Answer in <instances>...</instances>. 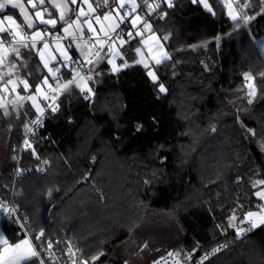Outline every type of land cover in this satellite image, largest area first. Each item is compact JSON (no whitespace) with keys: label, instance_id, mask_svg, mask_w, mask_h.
Wrapping results in <instances>:
<instances>
[{"label":"trees","instance_id":"obj_1","mask_svg":"<svg viewBox=\"0 0 264 264\" xmlns=\"http://www.w3.org/2000/svg\"><path fill=\"white\" fill-rule=\"evenodd\" d=\"M209 1L212 10L192 0L160 4L163 18L146 20L169 58L136 62L139 38L121 46L128 63L117 71L105 53L67 87L45 130L22 153L16 209L28 214L36 233L75 239L88 264H110L119 243L148 224L161 238L144 264L224 240L231 245L207 264H264V224L235 239L245 214L262 203L256 193L264 187L258 183L264 181V60L255 41L264 35V2L249 0L244 12L254 19L245 26L221 0ZM18 52L9 73L0 66V85L21 76L33 91L49 73L32 47ZM75 71L65 67L64 80ZM82 76L91 92L76 85ZM34 113L27 103L0 105L2 205L11 197L27 115ZM40 159L48 160L46 173L39 172ZM158 211L166 216L156 223L150 215ZM2 229L9 242L22 238L15 223Z\"/></svg>","mask_w":264,"mask_h":264},{"label":"built area","instance_id":"obj_2","mask_svg":"<svg viewBox=\"0 0 264 264\" xmlns=\"http://www.w3.org/2000/svg\"><path fill=\"white\" fill-rule=\"evenodd\" d=\"M237 16L240 17L242 22L247 26V23L243 19L245 17L244 9L249 4V0H230ZM176 0H172V5H174ZM165 3L164 0H146V4L144 0H138L137 5L135 7H129L130 14H136L139 16L141 20H146L148 14H152L154 18H160L163 16L161 11L157 10V5ZM241 5H245V7L241 8ZM128 26V20H124L121 25L112 33L104 36L106 40V45L104 47H97L90 55L77 59L73 55H68L69 59H65L64 63L59 62L56 69L59 68V72H56L55 78L63 82L64 84L67 82L64 80L63 70L65 65L75 67V78L79 75H82L87 72L89 67L100 57H102L106 53L107 45L118 38H122L126 34V28ZM24 33V32H23ZM60 33L55 31L54 37H59ZM0 40H3L4 45H10L12 43L17 42V38L13 34H7L0 37ZM256 41V39H255ZM28 44V40H26ZM29 45V44H28ZM259 48V47H258ZM1 50V47H0ZM261 55L264 60V51L259 48ZM99 52V55L96 53ZM91 63H88V61ZM122 64H127L128 60L123 55ZM72 61H79V63H72ZM83 65V66H81ZM8 86V84H7ZM9 87V86H8ZM10 89V87H9ZM67 88L62 87L60 83H54L52 86L45 87V95L42 98V111L39 113H34L32 115H27V129L21 139V142L17 148V153L14 155L13 159L15 161V170L13 175V186L11 191L10 200L3 205V210L0 211V230L4 225L15 223L17 226V232L22 235V238H27L32 241L35 249L40 252L39 258H32L33 264H40V261L43 260L44 264H88L86 258L84 257L81 249L79 248L75 239L65 234L56 235L50 238H47L43 235L40 241H36L35 237L40 235L41 233H36L33 227L30 225L28 214L19 212L14 203L13 199L15 197V183L16 180L21 175L20 163L22 160V153L25 149L32 148L35 142V138L39 131L45 130V122L50 118L53 109L57 110L58 102L62 95L64 94ZM6 93V91L4 92ZM55 110V111H56ZM38 120V123L36 121ZM48 160L40 159L38 164V169L40 173H46L47 171ZM258 209L264 211V202H262ZM14 210V211H13ZM255 224L253 218H249L247 220L243 219V222L237 229L236 238L240 239L250 232H252L255 228L260 225H256V227H252V224ZM264 224V220L262 221ZM261 224V225H262ZM239 232V235H238ZM27 233V236H25ZM49 242L52 243L53 247L48 248ZM225 247H221V246ZM231 245L229 241H221L206 250L197 251L196 249H191L186 251L184 254L179 255L172 252H164L157 257L151 259L147 262V264H207L208 261L220 253L222 250ZM220 249L219 251L213 253L214 249ZM211 253V255H209Z\"/></svg>","mask_w":264,"mask_h":264},{"label":"crops","instance_id":"obj_3","mask_svg":"<svg viewBox=\"0 0 264 264\" xmlns=\"http://www.w3.org/2000/svg\"><path fill=\"white\" fill-rule=\"evenodd\" d=\"M33 2L36 4L35 8L29 4L28 0H16L15 7L12 5H6L5 9L0 10V24L3 22L2 19H4L8 14L16 16L20 21V25L17 30L18 35L5 29L6 31L4 33H0V37L7 34H13L17 40H19L21 36H23L25 40L29 41V46L34 49L40 59L41 53L45 49L44 43L46 42L48 44V48L51 50L53 49L55 53L54 62H57V64L53 63L54 72H56L58 63H64L65 57L69 54L73 55L77 59H82L90 55L97 47H104L106 45L104 36L112 33L113 29L116 30L117 24H119V26L121 25V16L124 17V20H128L126 34L122 37L125 40L124 43L130 42V40H133L134 38H139L140 45L137 48L143 47L152 63H156L157 60L163 61L169 58L167 49L157 32L152 29L150 21L141 20L138 15L129 13L128 8L135 7L138 0H135V5H133L130 0H127L123 8H119L118 3H114L113 0H108V4L106 6L103 5V0H88V3H82V0H77V5H71L69 2L67 4V8H72L74 11L66 17L67 23L58 20L59 13L61 11H66L65 0H44L43 5H40L38 0H33ZM80 4L83 5L84 12V15L80 16L81 28L80 24H74L73 27L69 29V33H71V35H69V33H65L63 29L66 28L68 24H72L77 16V13H79L78 8ZM89 5H91V7H89ZM93 9H95V11H93ZM114 9H118V11H113ZM36 12H41L46 20L56 19L58 21L56 26L53 27L52 25L39 23V20L35 15ZM105 13H110L108 19L104 18ZM25 16L29 17L34 22L35 26L33 28L28 29L25 26ZM97 17H99V22H97ZM137 17L139 18L138 20ZM85 21L88 23H85ZM88 24H91L92 30H89ZM133 24L135 26H133ZM145 25H148L149 27H146ZM0 28L4 29V26L1 25ZM36 31H39L43 35V40H37L35 42V46H32V34ZM55 31L60 33L59 37H54ZM129 33H131V37L129 36ZM137 33H141V35H137ZM258 38H260L261 44L258 43ZM258 38L256 39L257 45L264 51V35ZM121 43L124 44L123 40ZM113 45L115 50L122 51L121 45L119 47L117 41L115 43L114 41H111L107 45L106 55H110L112 53ZM4 47L10 51L6 62L4 63L6 67L4 72L9 73L11 67L8 66V62L10 56L15 53L13 48L19 49L21 45L15 42L10 45L2 46L1 50ZM137 48L135 50H137ZM123 55L124 53L122 51L121 56L118 59L119 62ZM107 58L109 59V56ZM122 66H124V64H122ZM11 79L13 80L15 78H8V80ZM52 82L54 83V81ZM23 239L24 238L15 242H9V244H15ZM3 249H7V251L3 252L2 264H16V257L19 255H26L29 251L28 246L26 245L22 246L19 251L10 249L7 245H3ZM22 263L23 262H21V264Z\"/></svg>","mask_w":264,"mask_h":264},{"label":"rangeland","instance_id":"obj_4","mask_svg":"<svg viewBox=\"0 0 264 264\" xmlns=\"http://www.w3.org/2000/svg\"><path fill=\"white\" fill-rule=\"evenodd\" d=\"M221 1L224 4L227 14L229 16L231 15L237 16L230 0H221ZM202 5L204 8L212 10V5L209 0H207L208 7H205L204 4ZM78 9L79 11L80 9H83V5L80 4ZM7 16L13 17V20L9 21L4 18L2 19L3 22L2 24H0V26L3 25L4 29L9 30L12 33H15L16 35H18L17 30L20 25V21L18 20L16 16L12 14H8ZM75 20H77V16L74 19V21ZM80 22H81V19L79 17L77 24H80ZM80 28H81V24H80ZM122 40L124 43L125 40L123 38H118L114 40V43L117 41L120 47V45L121 46L123 45L121 43ZM258 43L261 44L260 38H258ZM112 48H113V51L109 55V61L111 62V68L112 70L119 69L122 67V64H120L118 60L121 56L122 51L115 50L114 45L112 46ZM138 49L139 51H137ZM137 50L136 51H137L138 57L136 59V62H140L145 65L152 63L149 60V57L146 54L143 47H139L137 48ZM9 52L10 51L6 47H4L2 48L1 53H0V66L3 72L5 71V68H6L4 63L7 60V56ZM41 59L49 75H45L43 79L35 86V89L33 91H28L29 87L26 88L25 83H24L25 81L27 82V80L21 76L19 77L18 80L16 79L18 77L15 76V79L8 80V82H3L0 85V105L5 106L6 104H11L12 106L16 108L19 105L27 103L35 110L36 113H39L42 111V107H43L42 98L45 95V87L49 85L52 86L54 83H60L62 86L65 84L56 78L53 80L54 83L51 80V78L55 77L54 75H52V73L54 72L53 63L55 59V53L53 49L51 50L48 47H46L44 51L41 53ZM5 73L6 72H4V74ZM150 73H152L155 76L154 71L150 70ZM153 75H150L152 79H153ZM45 78H47V83H44ZM7 84L11 89H9ZM76 85H78V87L82 90H86V91L90 90L89 92H91L89 80L85 76L78 78L76 81ZM247 85L250 87L251 85L250 80L247 81ZM19 86H22L24 90L20 91ZM37 86H39V91L37 90ZM5 91L6 93H4ZM11 93H14L13 96L11 97L8 96V94H11ZM0 149H4V143L2 141H0ZM257 192L264 193V187H261L260 189H258ZM260 198L262 199V202H264V196H261ZM251 212L256 213V215L251 217L254 219L255 224L261 225L262 221L264 220V211L257 209ZM165 216H166V213L158 211L154 216L150 215V220L153 219V221H156L157 223L158 221L165 220ZM244 219L245 220L249 219L248 217H246V214L244 216ZM153 229L154 227L152 224H148L147 226L140 225V227H138L135 231L132 232L130 237H128L127 239L119 243V245L117 246V250L111 256H109L107 262L110 264H144L157 251V247L160 242V238H161L160 232H157L156 230H153ZM0 234H2V237L5 239L3 229L0 230ZM0 249H3V244H0Z\"/></svg>","mask_w":264,"mask_h":264},{"label":"snow or ice","instance_id":"obj_5","mask_svg":"<svg viewBox=\"0 0 264 264\" xmlns=\"http://www.w3.org/2000/svg\"><path fill=\"white\" fill-rule=\"evenodd\" d=\"M28 2H29V4L32 5L33 8L36 7V4L33 2V0H28ZM38 2H39L40 5L44 4V0H38ZM69 2H70L71 5H77V0H65L66 11H61L59 13V17H58L59 21H63L65 23H67L66 17L68 16V14H70V13H72L74 11V9H72V8H67V4ZM113 2L114 3H118L119 8H123L125 6V3L127 2V0H113ZM130 2L133 3V5H135V0H130ZM144 2H145V5L147 6L146 0H144ZM164 2L168 5V7H172V0H164ZM197 2H199L201 4H204L205 7H208L207 0H192L193 4H196ZM262 2H264V0H262ZM82 3H88V0H82ZM107 4H108V0H103V5L106 6ZM6 5H12L13 7H15L16 6V0H0V10L5 9ZM89 7H91V5H89ZM157 7H159V5H157ZM243 7H245V5H241V8H243ZM93 11H95V9H93ZM113 11H118V9H114ZM35 15L38 18L39 23H41V24L52 25L53 27H55L57 22H58L56 19H47V20L44 19V16H43V14L41 12H36ZM49 15H50V13H49ZM83 15H84L83 9H80L79 13H77V20L73 21L72 24H68L67 27L63 29V31L65 33H69V29L72 28L74 24H77L78 20H79V17L83 16ZM164 15H167V13H165ZM109 16H110V13H105L104 18L108 19ZM161 18H163V17H161ZM5 19L9 20V21H12L13 17L7 16V17H5ZM96 19H97V22H99V17H97ZM138 19L139 18L137 17V20ZM231 19L236 20L237 16L236 15H231ZM243 19L245 20V22H247L248 20L254 19V17L245 16V17H243ZM120 20H121V22H123L124 21V17L121 16ZM85 23H88V22L85 21ZM25 26L28 29H31V28H33L35 26L34 22L27 16H25ZM133 26H135V25L133 24ZM145 26L149 27L148 25H145ZM239 26L240 25H237V27H239ZM116 27L118 28L119 24H117ZM88 28H89V30H92L91 24H88ZM5 31H6L5 29L0 28V33H4ZM113 31H115V29H113ZM69 35H71V33H69ZM137 35H141V33H137ZM129 36L131 37V33H129ZM164 39L167 40L168 37H164ZM217 39H219V38H217ZM32 40H33V45L32 46H35V42L37 40H43V35L39 31H36V32H34L32 34ZM17 43H19L23 47H28L29 46L23 36H21V38L17 41ZM2 46H3V40H0V47H2ZM44 47L45 48L48 47V44L46 42L44 43ZM13 51L16 52L17 55L19 54L18 49L13 48ZM137 51H139V49ZM96 55H99V52H97ZM165 58H167V57H165ZM65 59H69V58L65 57ZM72 63H79V61H72ZM88 63H91V61L89 60ZM156 63L159 64V63H161V61L157 60ZM67 66L68 65H65V67H67ZM81 66H83V65H81ZM59 70L60 69L57 68L56 72H59ZM117 70L118 69H113V71H117ZM50 71H51V69H50ZM56 72H53L52 75L55 76ZM149 75H153V74L149 73ZM248 75L249 74L245 73L246 77ZM262 75H264V74H262ZM153 79H155L154 75H153ZM74 80H75V76H73V78L71 80L67 81L65 83V85H63L62 87L67 88L69 85H72L74 83ZM24 83H25V87L26 88L29 87V85L27 84L26 81ZM44 83H47V78H45ZM49 87H50V85H49ZM37 90L39 91V86H37ZM160 91L161 92L165 91V88H164L163 85L160 86ZM85 99H87V96H85ZM249 102L251 103V101H249ZM55 110L56 109H53V111H55ZM36 123H38V120L36 121ZM253 135H255V133H253ZM258 183H264V181H259ZM256 196L257 197L264 196V193L257 192ZM2 210H3V205L0 204V211H2ZM254 215H256V213H253V212L246 213V217H248V218H251ZM230 219H235V217H232ZM252 227L253 228L256 227V224L253 223ZM43 235L44 234L42 232L40 235L35 237V240L36 241H40L41 238L43 237ZM238 235H239V232H238ZM25 236H27V233H25ZM0 244L7 245L8 248L13 249V250H17V251L21 250L22 246H25V245L28 246V249H29L28 253L26 255L17 256L16 257V264H21V262H23V264H28V262L31 261L32 258H39V256H40V252L35 249V246L33 245L32 241L27 239V238H25L23 240H20V241H18L15 244H9V242L2 237V234H0ZM52 247H53L52 243L49 242L48 248H52ZM221 247H225V246L222 245ZM219 250H220L219 248L218 249H214L213 253H215V252H217ZM4 251H7V249H0V264H2V261H3V252ZM209 255H211V253ZM40 264H44L43 260L40 261ZM85 264H86V262H85Z\"/></svg>","mask_w":264,"mask_h":264}]
</instances>
